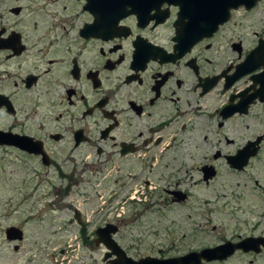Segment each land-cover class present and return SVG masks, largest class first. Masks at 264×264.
Segmentation results:
<instances>
[{"label": "flooded vegetation", "instance_id": "flooded-vegetation-1", "mask_svg": "<svg viewBox=\"0 0 264 264\" xmlns=\"http://www.w3.org/2000/svg\"><path fill=\"white\" fill-rule=\"evenodd\" d=\"M232 122L239 142L226 133ZM0 132L37 142L47 164L0 149L54 168L70 186L91 175L79 192L83 216L73 209L75 239L104 264L120 258L100 232L133 262L251 240L201 264H264V0H0ZM251 143L253 155L236 166ZM193 173L197 184L222 183L224 173L241 180L220 197L242 188L235 206L254 214L249 232L199 248L198 229L166 216L152 226L158 243H123L121 223L142 228L144 213L189 206ZM9 228L22 239L8 240ZM23 236L4 231L14 252Z\"/></svg>", "mask_w": 264, "mask_h": 264}, {"label": "rangeland", "instance_id": "rangeland-1", "mask_svg": "<svg viewBox=\"0 0 264 264\" xmlns=\"http://www.w3.org/2000/svg\"><path fill=\"white\" fill-rule=\"evenodd\" d=\"M234 123L228 124L226 133L230 136L239 134L236 139L239 142L244 132L240 133ZM66 169L69 171L71 167L66 166ZM74 177L70 186L67 181L58 178L54 168L44 167L36 160L10 149L5 152L0 149V264H104L100 253L83 247L75 239L73 209L83 216L86 205L79 192L90 189L87 180L91 175L85 173ZM197 178L198 175L193 173L192 182L188 183L189 206L176 207L170 213H144L138 219L142 228L140 224L130 227L121 223L123 229L120 237L123 243L129 244L134 239H140L142 246L158 243L162 236L157 234L159 228L152 226L164 221L166 216L183 226L184 230L190 227L198 229L199 248L213 246L219 239L229 238L235 231L249 232L255 221L254 214L240 212L235 206L242 188L233 190L232 196L228 194L225 199L220 197L236 179L224 173L222 183L204 185L201 182L197 184ZM237 181L241 183L240 179ZM68 185L70 192L67 197L57 200V191L67 189ZM222 201H228L229 205L222 206ZM55 202L60 207H69L58 209L52 205ZM101 207L104 208L103 205ZM124 217L123 221L130 223L133 215L128 212ZM238 219H244V224L239 223ZM11 225L21 228L24 233L23 241L18 243V252L12 249L14 243L7 242L4 237L5 229ZM246 261L234 260L231 263L248 264Z\"/></svg>", "mask_w": 264, "mask_h": 264}, {"label": "water", "instance_id": "water-1", "mask_svg": "<svg viewBox=\"0 0 264 264\" xmlns=\"http://www.w3.org/2000/svg\"><path fill=\"white\" fill-rule=\"evenodd\" d=\"M250 72V71H248ZM0 145H6V146H10V147H15L23 152H26L28 154H33V155H39L42 157V162L44 164H47L45 161V157L42 154V150L39 144H37V142H34L32 139L27 138L25 136L23 137H18V136H12V135H7V134H3L0 132ZM253 145L248 144V146L242 150L241 152H239V154L237 155V161L238 164L236 166H241L242 164L245 163V161L247 160V158H249L250 156L253 155L254 150H248L249 147L251 148ZM239 155H241V160H240V164H239ZM6 236L8 238V240H21L22 239V233L20 230L15 229V228H9L6 231ZM99 236V240L101 241V243L107 248L110 249L116 256H118L120 258V260L118 262H113L112 264H201L202 261H214V260H223L226 258V256H228L231 251L233 249H230L229 252H226V249L232 246H225V247H217L214 249H208V250H204L198 254H193L181 259H177V260H166V261H157V260H153V259H146V260H141L139 262H133V261H129L126 260L125 257L123 258V256H119L118 253L116 252V250H114V245L110 239V236H103L100 232V235L98 233ZM247 242L253 244V242L251 240L245 241L242 244H239L237 246H233L232 248H239L242 250H247V247H249V245H246ZM16 248V247H15ZM253 250H255V248L253 247Z\"/></svg>", "mask_w": 264, "mask_h": 264}]
</instances>
